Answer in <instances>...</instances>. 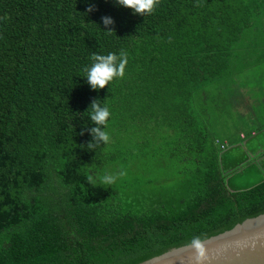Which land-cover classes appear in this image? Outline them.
I'll return each instance as SVG.
<instances>
[{"label": "trees", "instance_id": "trees-1", "mask_svg": "<svg viewBox=\"0 0 264 264\" xmlns=\"http://www.w3.org/2000/svg\"><path fill=\"white\" fill-rule=\"evenodd\" d=\"M262 8L158 0L143 16L114 0H0V264H138L264 213V177L231 187L212 130ZM120 50L125 75L92 89L91 54ZM94 99L110 108L107 145L88 131ZM159 126L167 177L145 188L135 136ZM105 172L111 185L87 180Z\"/></svg>", "mask_w": 264, "mask_h": 264}, {"label": "rangeland", "instance_id": "rangeland-1", "mask_svg": "<svg viewBox=\"0 0 264 264\" xmlns=\"http://www.w3.org/2000/svg\"><path fill=\"white\" fill-rule=\"evenodd\" d=\"M254 30L247 33L248 37H254ZM239 52L236 57H234V64L242 63H254V66L250 67L249 71L244 75L248 76H259L262 72V67L260 66L261 52L256 48L249 50L237 51ZM258 63V64H257ZM238 69V68H237ZM243 75V72L237 73L236 76L240 78ZM223 100L221 101L220 108L217 110L216 115L213 117L212 130L215 136L219 139L228 137L229 141L235 143L240 139L239 132H245L247 137H250L251 128L250 121H246V117L240 118L236 113V108L233 103L236 101L234 98L230 99L231 95L226 93L221 95ZM258 125V124H255ZM258 129V128H255ZM259 130V129H258ZM257 130V131H258ZM263 132V131H261ZM167 132L164 128L158 127L156 129L152 128L151 131L143 130L138 132L135 136L137 140L136 146H138L137 155L135 160L138 164V172L136 176L141 177L145 180L144 187L147 188L150 184H147L149 180H162L164 177H167ZM253 138V137H252ZM244 142V139H241ZM242 142L240 144H242ZM250 142V141H249ZM252 142V140H251ZM250 142V143H251ZM129 143H126L128 146ZM229 145V144H228ZM243 145L231 146L228 149L223 151V162L224 167H226V173L228 174L227 180L231 178V183L244 187H249L257 182H259L264 177V161L261 160L258 164L251 161L246 168H244V173H234L232 174L230 169H228L229 161L233 163H239L241 158L244 156ZM237 158V159H236ZM229 160V161H228ZM258 160H260L258 158ZM230 163V164H231ZM128 177H130L128 175ZM139 185V182L135 181Z\"/></svg>", "mask_w": 264, "mask_h": 264}, {"label": "water", "instance_id": "water-1", "mask_svg": "<svg viewBox=\"0 0 264 264\" xmlns=\"http://www.w3.org/2000/svg\"><path fill=\"white\" fill-rule=\"evenodd\" d=\"M173 247L138 264H264V213L206 239Z\"/></svg>", "mask_w": 264, "mask_h": 264}, {"label": "clouds", "instance_id": "clouds-1", "mask_svg": "<svg viewBox=\"0 0 264 264\" xmlns=\"http://www.w3.org/2000/svg\"><path fill=\"white\" fill-rule=\"evenodd\" d=\"M114 3L130 8L134 14L145 16L154 10L158 0H114ZM93 9L94 5L89 4L88 11ZM101 20L106 31L112 30L107 27L114 23V19L111 16H102ZM90 61L89 64L85 65L82 76L86 77V82L92 89L98 90L104 88L105 85H109L114 79L122 78L125 75L128 54L124 50H120L118 53L108 52L107 54L93 52L90 56ZM87 109H90L88 117L92 121V126L88 129L92 137L91 141H95L96 145H107L111 140L108 130V121L111 116L110 108L106 103H100L98 99H94ZM90 142L88 146L90 148L94 147ZM119 175H123V173L121 172ZM116 179L117 174L108 172L97 176L95 179L93 176L87 177L90 183L95 184L98 180L105 185H111ZM194 243L199 247L197 241H194Z\"/></svg>", "mask_w": 264, "mask_h": 264}, {"label": "crops", "instance_id": "crops-1", "mask_svg": "<svg viewBox=\"0 0 264 264\" xmlns=\"http://www.w3.org/2000/svg\"><path fill=\"white\" fill-rule=\"evenodd\" d=\"M260 14L259 24L254 29V32L258 34V40L255 39L253 47L251 42H247L246 44L250 46L247 48L248 50L256 48L261 52V59L259 61L260 66L262 67L261 74L254 77L248 75L245 76L244 74L249 71L250 67L254 66V63H243L235 67L236 74L243 72V75L240 78H238L236 74L228 76L226 80L228 92H230L231 98L236 100L233 103L236 108V113L242 118V120V116H244V118L246 117L245 120L247 122L250 121L251 123L250 137H247L245 132H239L240 139L235 143L230 142L228 137L220 139L221 142L226 141L229 144L224 150L231 146L243 145L244 163L251 161L254 163L255 161L256 164L261 160L264 161V8L260 10ZM255 128H258L259 130ZM241 139H244V142H242ZM241 142L242 144H240ZM258 158L260 160H258ZM228 163V169L232 170L235 162L233 161V163H231V161H229ZM242 172L244 173V170ZM228 181L233 188H243L242 186L231 183V178H229Z\"/></svg>", "mask_w": 264, "mask_h": 264}, {"label": "built area", "instance_id": "built-area-1", "mask_svg": "<svg viewBox=\"0 0 264 264\" xmlns=\"http://www.w3.org/2000/svg\"><path fill=\"white\" fill-rule=\"evenodd\" d=\"M217 142H219L221 144V147L224 149L227 145H228V142L224 141V142H221L220 140H217Z\"/></svg>", "mask_w": 264, "mask_h": 264}]
</instances>
